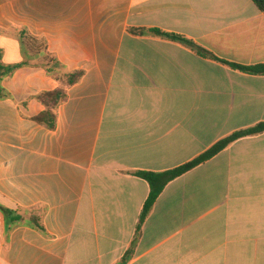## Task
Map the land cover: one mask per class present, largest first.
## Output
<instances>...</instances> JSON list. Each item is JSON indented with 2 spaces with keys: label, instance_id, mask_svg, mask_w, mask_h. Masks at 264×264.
Instances as JSON below:
<instances>
[{
  "label": "crops",
  "instance_id": "obj_1",
  "mask_svg": "<svg viewBox=\"0 0 264 264\" xmlns=\"http://www.w3.org/2000/svg\"><path fill=\"white\" fill-rule=\"evenodd\" d=\"M21 30L85 74L53 130L35 120L37 95L62 83L34 62L2 81L0 264H264V133L170 181L137 234L150 193L137 171L177 168L264 122V75L155 31L264 64L252 0H0L5 64L26 60Z\"/></svg>",
  "mask_w": 264,
  "mask_h": 264
},
{
  "label": "trees",
  "instance_id": "obj_2",
  "mask_svg": "<svg viewBox=\"0 0 264 264\" xmlns=\"http://www.w3.org/2000/svg\"><path fill=\"white\" fill-rule=\"evenodd\" d=\"M252 1L260 11L264 12V0ZM134 32H136V30H134ZM140 32L142 33L143 31L141 30ZM155 34L170 40L179 41L194 49L201 56L215 59L244 73L264 75V64L242 65L228 62L214 56L208 50L198 46L192 40L181 35L162 32L159 30L155 31ZM20 39L22 49L26 55V60L17 64H5L0 54V99L7 98L9 96L2 86V81L5 77L12 75L18 68L31 64L32 61L34 64L42 65L50 76L62 83V87L53 91H45L37 95V99L45 106V109L37 117H35V120L53 130L56 127L57 109L67 98L68 88L78 83L84 76L85 72L81 69L74 71L66 70L65 66L56 58V56L48 51L47 43L44 39L32 36L26 30L20 31ZM260 133H264V122L258 123L249 128L238 130L229 136L220 139L206 151L177 168L164 172L137 171L135 175L147 181L150 186L149 196L145 201L139 218L137 234L139 235L141 227L152 210L157 198L170 181L182 176L204 162L209 161L236 140ZM2 209L6 212L4 208ZM34 221V226H36V228L40 231L45 232L44 226L38 222V219L34 218Z\"/></svg>",
  "mask_w": 264,
  "mask_h": 264
},
{
  "label": "rangeland",
  "instance_id": "obj_3",
  "mask_svg": "<svg viewBox=\"0 0 264 264\" xmlns=\"http://www.w3.org/2000/svg\"><path fill=\"white\" fill-rule=\"evenodd\" d=\"M33 62V61H32Z\"/></svg>",
  "mask_w": 264,
  "mask_h": 264
}]
</instances>
